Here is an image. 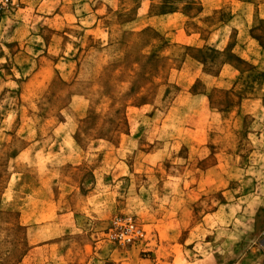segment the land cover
Returning a JSON list of instances; mask_svg holds the SVG:
<instances>
[{
    "label": "rangeland",
    "instance_id": "1",
    "mask_svg": "<svg viewBox=\"0 0 264 264\" xmlns=\"http://www.w3.org/2000/svg\"><path fill=\"white\" fill-rule=\"evenodd\" d=\"M38 1L12 0L0 13V264H264V57L252 44L250 62L219 50L231 31L236 42L251 32L264 48V12L249 26L245 6L264 0L212 3L206 23L237 17L216 50L166 48L152 28L118 31L138 8L158 16L186 3L195 14L199 0H92L108 10L84 22L109 27V46L71 27L74 18L49 26ZM227 60L238 71L232 85L192 87L207 100L172 83L181 68L189 80ZM38 68L44 76H33ZM240 100L235 122L220 121ZM40 178L50 182L39 192ZM54 178L60 198L43 205ZM117 216L132 217L143 240L112 243L105 227Z\"/></svg>",
    "mask_w": 264,
    "mask_h": 264
},
{
    "label": "crops",
    "instance_id": "2",
    "mask_svg": "<svg viewBox=\"0 0 264 264\" xmlns=\"http://www.w3.org/2000/svg\"><path fill=\"white\" fill-rule=\"evenodd\" d=\"M199 1L200 3H198L199 5L195 11V14L188 13V9L184 7L186 3H184V5H181L180 8L170 9L163 15H158V16L150 15L148 14V11H142L140 8H138L137 9L138 12L135 16L117 25L118 31L120 29L121 31L138 34L147 28H152L153 30H160L161 32H163V35L165 37V47L166 48L181 47L182 49L185 50V49H190L193 47L198 48L199 46L202 47L204 45L208 46L209 44H212L213 47L212 46L211 47L216 50L217 48L215 47V45H218L219 43L224 42L222 41V38L220 36V31L222 27L227 26L234 19H237V17H235L234 13H230L229 20L223 25H222V22H219V21L212 25L208 24L206 23V16H210V15L213 16L215 14L214 10H216V5L212 4L213 2H215V0H199ZM95 2H97V0H95ZM209 2H211L212 4L211 7L207 5V3ZM85 5L88 6V10L81 9ZM95 5L96 4L94 2L92 3V0H39L37 4V7H38L37 11L39 13L42 12L44 14L43 16H40V17L44 18L45 23L48 22L49 26H52V25L54 26L57 23L56 18L59 15L61 18L60 23L64 24V26H67V27H70V25L69 24L65 25V24L70 22L69 20L71 18H74L75 24L72 25L71 27L83 30L85 33L90 34V36H98L97 38H99L101 41L105 40L103 44L104 46H109L110 44H107L110 38L109 27H107L105 24L100 25V20H98L97 23H95L94 21L92 24H85L84 22L86 19H89L92 16L91 14L98 13L100 8H104V10L106 11L108 10V3H106L105 5L100 4L97 7ZM53 6L56 8L57 7L59 8L58 10L60 14H58L59 12H57L55 8L51 9V7ZM245 6L247 10L249 11V16L248 18H246L247 20L246 24L250 26V24L252 23L254 19V16L257 17L259 13L264 12V4L254 7L252 3L246 2ZM79 9H81V11H79ZM115 9L116 8L114 7L113 10ZM145 9H148V8H145ZM142 12H144V15L146 17L144 18L146 19L145 21H148L149 27H147V25H143L142 21L140 20L142 18L141 16ZM230 12L232 11L230 10ZM46 14L50 16H47ZM261 18L263 19V22H264V17H261ZM64 19L67 22H64ZM157 21H159V24H160L159 27L155 26ZM161 21L162 22L164 21V22L160 23ZM206 24H208L207 26L209 30L207 32H205ZM190 26L192 29L189 28ZM250 28L251 27H249L248 30H250ZM63 35H67V34L63 33ZM232 35H235L233 37L236 38V34L231 31L229 35L225 38V42L223 43L222 47L219 49L221 52H229V54H232L234 58H237L240 61L243 60L245 62H250L252 59V56H254L253 53L251 54L253 50L251 48V44H252L255 47H257V49L260 50L262 57H264V48H262V46L259 45V41L257 40V38H255V36L254 37L252 36L251 32L248 36V39L245 42L243 41L236 42V40L231 38ZM37 38L40 39L41 35L37 36ZM44 38L46 37L43 36L41 39H44ZM230 58L231 57H229L228 55L227 59L231 62ZM59 59H62V57H60ZM228 60L226 62H222L220 68L215 74H205L201 71L199 75H196L195 77L190 78L189 80L187 79L189 78L188 73H190V71H188V69L181 68L176 71L178 75L177 81L174 80L172 81V83H175V86H178L176 87V89H178L179 93H185V94L187 93L191 99H197L200 97V98L207 100L206 97L208 96L206 95V93H210V90L212 91V89L218 88L219 83L229 81L232 85V83H234V81L236 80L235 76L236 74H238V71L236 70V68L234 67L232 63L228 62ZM43 74H45V72L42 71V69L38 68L36 72L33 74V76L40 77V76H44ZM167 82H171V81H167ZM185 82H188L187 85H183L185 84ZM198 82L201 84H205L204 89H206V93H194L193 92L192 87L194 86V84ZM181 86H184V90L183 88L182 89L180 88ZM229 88L228 89L230 91L231 90L233 91L236 87L232 86L231 88L230 86ZM260 91L262 92L264 91V80L261 85ZM237 104L236 105L234 104V106L227 105L226 110L224 109L222 111H219V116L221 115L220 121L223 119V116L227 114L229 116H232L230 117L229 124L231 125L233 122H235L236 116H238V114L242 112L241 111L242 107H244L243 106L244 102H241V100ZM223 135L222 133H218V132L217 133L213 132V134H211L212 138L215 140L221 139ZM31 146L32 145L30 144L28 148ZM28 148L26 147L23 150V152L26 151ZM78 150H79L78 148H75V149H72L71 151L76 153ZM213 150H215V152H213V155H216V157L220 155L219 147ZM81 151L82 153H84L85 150L81 149ZM219 164H220L219 159L214 161L213 166H212V171L218 170V168H220ZM53 171L54 170H52V172ZM59 181L60 180H55V178L52 180V183H51L52 186L50 187V190H49L50 192L49 197H47L46 199L44 198L42 200L40 199L39 203H42L43 205L47 203H52V204L57 203L58 199L60 198V192L58 191V187H60ZM85 181L86 179L85 180L81 178L79 179V183H84ZM46 182H50L48 178L39 179L38 181V191L39 192H40L41 186L46 187ZM85 195L87 196L88 192ZM44 211H45V207H44V210L41 212H44ZM214 212L215 210H213V213ZM48 214L49 213H44L40 215L39 217L45 219L48 216ZM54 215H58V214L54 213ZM92 260L95 261V257H93Z\"/></svg>",
    "mask_w": 264,
    "mask_h": 264
},
{
    "label": "built area",
    "instance_id": "3",
    "mask_svg": "<svg viewBox=\"0 0 264 264\" xmlns=\"http://www.w3.org/2000/svg\"><path fill=\"white\" fill-rule=\"evenodd\" d=\"M12 5V0H0V13ZM106 237L114 244L125 247L143 240L144 233L139 224L127 216L113 217L105 227Z\"/></svg>",
    "mask_w": 264,
    "mask_h": 264
}]
</instances>
